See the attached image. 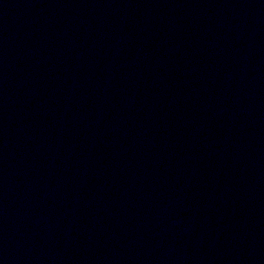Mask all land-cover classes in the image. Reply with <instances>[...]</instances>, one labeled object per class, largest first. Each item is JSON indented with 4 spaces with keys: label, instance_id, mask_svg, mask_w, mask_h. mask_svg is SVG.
Masks as SVG:
<instances>
[{
    "label": "water",
    "instance_id": "95a60500",
    "mask_svg": "<svg viewBox=\"0 0 264 264\" xmlns=\"http://www.w3.org/2000/svg\"><path fill=\"white\" fill-rule=\"evenodd\" d=\"M0 264H264V0H0Z\"/></svg>",
    "mask_w": 264,
    "mask_h": 264
}]
</instances>
